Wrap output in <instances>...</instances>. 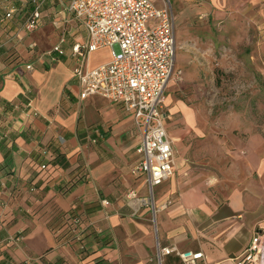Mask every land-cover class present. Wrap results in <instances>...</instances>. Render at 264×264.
Masks as SVG:
<instances>
[{"label": "crops", "instance_id": "obj_1", "mask_svg": "<svg viewBox=\"0 0 264 264\" xmlns=\"http://www.w3.org/2000/svg\"><path fill=\"white\" fill-rule=\"evenodd\" d=\"M170 2L181 74L164 91L174 172L151 194L132 173L143 132L133 112L80 97L72 45L87 31L68 0L46 1L33 32L23 30L30 0H0L15 10L0 21V264H159L158 248L171 246L202 251L201 263L235 264L261 232L264 0ZM58 43L63 55L50 52ZM223 51L242 76L255 74L260 97L220 136L203 109ZM110 58L101 48L89 67ZM162 264L183 263L170 254Z\"/></svg>", "mask_w": 264, "mask_h": 264}, {"label": "built area", "instance_id": "obj_2", "mask_svg": "<svg viewBox=\"0 0 264 264\" xmlns=\"http://www.w3.org/2000/svg\"><path fill=\"white\" fill-rule=\"evenodd\" d=\"M46 1L50 0L35 1L34 9L23 22V30L33 32L40 25L41 8ZM169 4L170 0H68L67 4L68 11L87 31L86 42L72 45V56L77 62L73 75L81 86L80 97L101 95L133 112L143 132L132 173L145 177L151 194L174 172L172 139L164 124V91L171 78H180L181 74L174 70L176 43ZM14 11L6 10L0 21L10 18ZM29 47L34 48V44ZM105 47L111 49L110 60L90 68L91 54ZM50 52L63 55L62 43L55 44ZM31 68L27 65V69ZM30 116L32 112H26V117ZM128 197L137 199L133 190ZM19 239L11 237L8 242ZM170 254H176L183 264H208L201 263L202 251L179 250L175 246L158 248L159 264ZM235 264H264V225Z\"/></svg>", "mask_w": 264, "mask_h": 264}, {"label": "rangeland", "instance_id": "obj_3", "mask_svg": "<svg viewBox=\"0 0 264 264\" xmlns=\"http://www.w3.org/2000/svg\"><path fill=\"white\" fill-rule=\"evenodd\" d=\"M169 6L172 8L171 2ZM249 48L253 49L251 44ZM217 57H223L221 61H215L218 81L206 94L208 107L203 110L207 116L214 119L217 123V132L223 136L224 128H229L231 124H236L243 118L241 113L256 110L246 108L245 105L251 100L256 101L260 96L256 92L257 77L255 74L250 71L247 76H242L238 72L240 66H235L238 60L226 58L224 51L222 55L217 52ZM250 63L253 64L252 61Z\"/></svg>", "mask_w": 264, "mask_h": 264}, {"label": "trees", "instance_id": "obj_4", "mask_svg": "<svg viewBox=\"0 0 264 264\" xmlns=\"http://www.w3.org/2000/svg\"><path fill=\"white\" fill-rule=\"evenodd\" d=\"M35 1H36V0H30V2H32V5H31V7L29 8V11H27V13L24 14V15H25V16H24V21H25V19L27 18V16L30 14V12L34 9V7H35ZM5 12H6V11L3 10V6L0 5V17L4 16ZM5 20H6V19H5ZM64 224H67L68 227H71L72 224L75 225L74 221H72V218H70V217H69L68 219H66V222H65Z\"/></svg>", "mask_w": 264, "mask_h": 264}]
</instances>
